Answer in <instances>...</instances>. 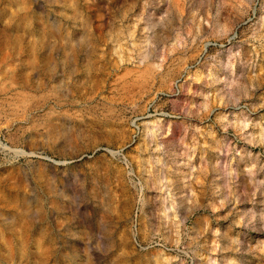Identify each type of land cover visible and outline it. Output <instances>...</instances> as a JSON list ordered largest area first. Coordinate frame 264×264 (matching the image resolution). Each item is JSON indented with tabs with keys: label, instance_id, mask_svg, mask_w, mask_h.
<instances>
[{
	"label": "rangeland",
	"instance_id": "1",
	"mask_svg": "<svg viewBox=\"0 0 264 264\" xmlns=\"http://www.w3.org/2000/svg\"><path fill=\"white\" fill-rule=\"evenodd\" d=\"M0 264H264V0H0Z\"/></svg>",
	"mask_w": 264,
	"mask_h": 264
},
{
	"label": "bare ground",
	"instance_id": "2",
	"mask_svg": "<svg viewBox=\"0 0 264 264\" xmlns=\"http://www.w3.org/2000/svg\"><path fill=\"white\" fill-rule=\"evenodd\" d=\"M157 127H158V123L157 122H150L149 125L146 126L145 131L146 132H152Z\"/></svg>",
	"mask_w": 264,
	"mask_h": 264
},
{
	"label": "built area",
	"instance_id": "3",
	"mask_svg": "<svg viewBox=\"0 0 264 264\" xmlns=\"http://www.w3.org/2000/svg\"><path fill=\"white\" fill-rule=\"evenodd\" d=\"M166 116H170V114L169 113H166ZM137 132V129H136V131L134 130V134Z\"/></svg>",
	"mask_w": 264,
	"mask_h": 264
}]
</instances>
